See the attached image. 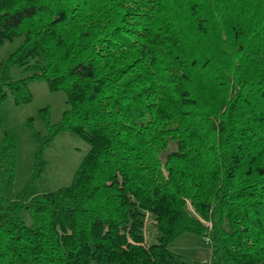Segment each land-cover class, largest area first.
<instances>
[{
    "label": "trees",
    "instance_id": "obj_1",
    "mask_svg": "<svg viewBox=\"0 0 264 264\" xmlns=\"http://www.w3.org/2000/svg\"><path fill=\"white\" fill-rule=\"evenodd\" d=\"M15 36L0 102L29 101L34 80L64 91L34 136L89 149L69 185L9 192L0 264H183L167 243L185 233L214 264H264V0H0V46Z\"/></svg>",
    "mask_w": 264,
    "mask_h": 264
},
{
    "label": "rangeland",
    "instance_id": "obj_2",
    "mask_svg": "<svg viewBox=\"0 0 264 264\" xmlns=\"http://www.w3.org/2000/svg\"><path fill=\"white\" fill-rule=\"evenodd\" d=\"M22 42V36L5 40L0 46L1 63ZM10 75L18 79L24 75L18 67L11 68ZM31 98L17 104L11 93L0 102V205L6 203L9 192H25L30 199L38 194L54 191L71 183L75 170L89 149V144L77 134L61 131L44 146L34 136L48 137L45 118L50 124H57L67 107L66 95L62 90L50 91L46 82L30 81ZM40 155L41 169L36 173V158ZM36 173V176H35ZM189 212L196 213L189 206ZM21 216L26 224L31 223L28 210ZM211 229V223H205ZM224 227H227L224 221ZM142 235L146 244L157 239V229L146 215L143 218ZM168 249L178 255L183 264H214L221 250L213 247L205 236L185 233L167 243ZM218 264H228L220 260Z\"/></svg>",
    "mask_w": 264,
    "mask_h": 264
}]
</instances>
